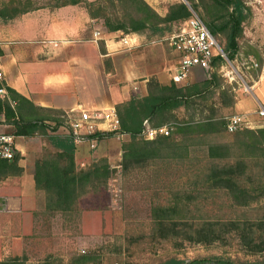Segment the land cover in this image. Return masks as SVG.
Masks as SVG:
<instances>
[{"label":"rangeland","instance_id":"obj_1","mask_svg":"<svg viewBox=\"0 0 264 264\" xmlns=\"http://www.w3.org/2000/svg\"><path fill=\"white\" fill-rule=\"evenodd\" d=\"M146 1L150 5L152 1L151 6H154L159 14L166 10L169 1H183L187 8H192L204 19L218 12L213 0ZM242 1L253 9L264 8V0ZM56 2V0H0V8L8 10L12 5L18 8L53 6ZM106 10L109 15L116 13L119 17H123L126 12L119 7L114 9L107 7ZM98 18L102 21L101 17ZM248 19L242 22V31L237 38V51L231 59L233 67L243 77L247 87L234 71L231 79L217 73L213 86L208 88L202 98H196L195 101L199 105L195 107L193 118L199 117L200 113L197 110L200 108L202 115L208 113L210 109L217 113H227L228 107L223 101H229L230 96L234 99L235 89L238 87L250 89L248 81L250 76L253 78L254 70L245 71L240 62L243 57L250 54L251 48L261 51L262 42L258 38L254 40V32L250 31L252 28L249 30ZM175 22L161 23L160 25L168 28L155 38L170 33L168 31L173 28ZM141 33L146 39L150 38L148 36L150 30H143ZM222 35L223 33L219 32V37ZM162 37L158 52H163L166 58H169L171 54ZM221 43L224 45L223 40ZM223 66L227 70L230 68L224 63ZM208 73L209 71L200 66H192L187 78L176 85L201 81L207 78ZM150 76L155 77L154 75L148 77ZM169 81L171 80L167 82ZM222 89H226L225 97L219 94ZM136 93L135 95H138L139 92ZM193 107L180 106L175 108L173 113L176 119L188 118L189 113L194 110ZM54 116L57 119H52ZM28 118L37 119V122L43 124L42 128L31 135H24L21 141L24 162L33 166L34 159L53 155L57 151L55 145L48 139V134L63 135L64 128L60 117L54 113L46 117L33 111ZM46 118L48 122L43 120ZM255 119L257 123L246 119V125L254 127L264 123L262 115ZM171 121L168 123L171 124ZM168 123L161 126L166 125L169 130ZM12 129V125L6 128L8 131ZM229 137L230 132L227 131L181 137L179 141L184 140L182 142H185L186 148L183 144L174 154L162 151L157 158L126 170L120 165L121 144L128 139L126 134L104 133L95 140L93 146L86 142L74 144L73 160L76 169H85L104 160L111 168L108 177L96 186H89L68 211L45 208V195L42 190L37 189L40 200L33 215L23 217L0 215V259L17 255L24 259L25 264H45L48 261L67 264L72 253L90 251L100 259L99 264H158L169 256L186 260L215 256L229 258L235 262L261 260L264 258V243L262 250L248 251L234 231L217 230L221 235L211 242L162 237L160 233L164 230L157 228L153 218V208L157 205L171 207L174 210L170 211V214L175 213L174 215L179 216L181 221L186 218V223L190 220L197 221L199 218L215 219L217 222L234 217H247L250 220L264 218V196L239 206L234 204L225 190L206 187L203 176L211 165L205 157L206 145L228 140ZM250 186L252 191L258 190L256 181L250 182ZM218 228L222 230L221 227Z\"/></svg>","mask_w":264,"mask_h":264},{"label":"trees","instance_id":"obj_2","mask_svg":"<svg viewBox=\"0 0 264 264\" xmlns=\"http://www.w3.org/2000/svg\"><path fill=\"white\" fill-rule=\"evenodd\" d=\"M53 6L63 4H79L83 6L90 17L102 18V25L105 30L116 32L119 35L150 30V37H158L168 27L160 25L164 22L179 20L189 15V9L183 1L168 3L165 13L159 14L146 0H56ZM217 13L204 19L199 17L208 27L209 31L217 40L228 59H232L237 51V38L242 31V22L247 19L251 12L250 7L242 0H213ZM51 6V5H50ZM115 7L126 10L123 17L116 13L109 15L106 8ZM18 8L12 5L10 9L0 8L1 18H10L21 12L32 9ZM217 20V22H215ZM174 23V24H175ZM173 29V28H172ZM168 32H170L172 30ZM167 32V33H168ZM219 32L223 33L219 37ZM223 43H221V40ZM99 50L103 47L99 44ZM260 65L261 52L251 48L249 52ZM224 60L220 56L212 58L211 69L207 78L201 81L176 85L174 82H159L155 77L150 76L145 82V92L140 95H130L127 99L114 104L118 117V128L116 132L126 134L127 140L121 144L120 165L123 170L131 166H139L150 159L157 158L162 151L175 153L181 145L187 147L185 142L179 138L188 135H204L207 133H218L227 131L225 128V117L234 114L232 97L229 101H223L228 107L225 114L217 113L210 109L208 113L201 114V108L197 111L199 117L193 118L195 107L199 105L196 98H202L205 92L213 86L217 79L220 64ZM259 66L252 71L256 76ZM222 75V74H221ZM1 85V83H0ZM10 97L15 100L16 109L20 106L29 112L31 103L12 88L5 87ZM227 89V88H226ZM226 89L219 91L223 97L227 95ZM228 98V97H227ZM27 104V105H26ZM194 106L188 118L176 119L173 110L178 107ZM0 112L4 119L12 123L14 134L31 135L43 124L37 119H24L21 115H15V111L6 101L0 99ZM53 119L55 117H52ZM57 119V117L55 118ZM171 121V124L168 122ZM145 123L149 127H159L168 123L166 134L156 133L148 138L143 134ZM167 125V124H166ZM165 125V126H166ZM230 132L228 140L208 143L206 145L205 157L211 162L204 173V181L207 188L225 190L233 199L235 205H246L251 200L264 196V125L248 127L243 126ZM113 132H106L111 135ZM101 137L102 134H97ZM48 139L55 145L57 151L50 156H43L34 159L32 179L36 189L43 191L44 206L48 209L68 211L71 209L77 198L84 193L89 186H96L106 180L111 168L104 161L96 162L85 169H76L73 160L74 143L66 135L48 134ZM186 152V149H184ZM20 155L15 152L11 159L0 158V180L5 176L18 175L22 171L19 165ZM255 168V169H254ZM255 170V171H254ZM256 181L257 191H252L250 182ZM176 207V203L174 205ZM173 206V208H174ZM169 210V211H168ZM174 209L164 205H157L153 208V218L157 228L164 230L160 233L162 237H180L191 241L211 242L220 237L219 232L234 231L239 240L246 246L248 251L256 252L262 250L264 243V218L252 219L245 217H234L223 222L215 219L199 218L197 221L190 220L186 223L179 216L170 214ZM184 226V228H183ZM218 227H221L220 230ZM219 230V232L217 231ZM264 246V245H263ZM100 263V259L92 252H74L68 259L67 264ZM264 264V258L259 261L235 262L229 258L196 257L183 259L169 256L158 264ZM0 264H25L24 259L17 255H10L0 259ZM45 264H56L48 261Z\"/></svg>","mask_w":264,"mask_h":264},{"label":"crops","instance_id":"obj_3","mask_svg":"<svg viewBox=\"0 0 264 264\" xmlns=\"http://www.w3.org/2000/svg\"><path fill=\"white\" fill-rule=\"evenodd\" d=\"M250 12L249 30L252 28L254 40L262 42V60L256 76L248 81L250 89H235L232 109L255 123V118L261 117L258 108H264V8L251 7ZM125 34L129 45L122 44L121 35L105 30L99 19L90 17L76 3L37 6L10 18L0 17V83L27 99L32 108L26 112L21 106L16 109V103L13 107L7 104L16 116L20 113L28 118L33 111L59 116L71 107L114 106L137 91L142 94L149 75L167 83L176 54L166 44L171 56L158 52L162 36L146 39L142 33ZM11 125L0 112V130L8 131ZM261 125L264 123L256 126ZM17 135L22 171L0 180V215L10 217L33 215L40 200L33 184V166L27 165L22 155L24 135Z\"/></svg>","mask_w":264,"mask_h":264},{"label":"built area","instance_id":"obj_4","mask_svg":"<svg viewBox=\"0 0 264 264\" xmlns=\"http://www.w3.org/2000/svg\"><path fill=\"white\" fill-rule=\"evenodd\" d=\"M188 9L189 15L175 23L170 33L162 37L165 44L176 54L170 80L176 84L183 82L187 78L190 68L195 65L205 71L211 69L210 62L213 57L218 55L223 58L225 66L230 67L227 70V68L224 69L223 64H220L218 69L221 74L231 79L232 71H234L247 87L243 77L236 72L231 60L227 58L203 20L192 8L188 7ZM96 34L97 32L93 31V38H96ZM119 40L124 45L128 44L127 34L119 36ZM240 64L245 71L255 70L259 66L257 60L251 55L243 57ZM251 79L252 76H250ZM245 87L244 90H246ZM0 99L5 100L11 107L15 104L14 99L2 85H0ZM257 112L264 116L263 107H259ZM59 117L64 128L63 135L68 136L74 144L86 142L93 146L98 138L97 134L103 135L110 131L118 133L116 130L119 122L113 106L94 109L71 107L60 113ZM224 125L227 131L247 126L246 119L239 114L226 116ZM167 132L168 129L165 125L149 127L145 123L143 128V134L148 138L153 137L156 133L166 134ZM17 136L11 131L0 130V158L11 159L14 156L17 151Z\"/></svg>","mask_w":264,"mask_h":264}]
</instances>
